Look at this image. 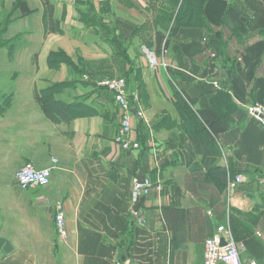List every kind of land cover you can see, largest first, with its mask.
Here are the masks:
<instances>
[{
    "label": "crops",
    "instance_id": "0c3cea01",
    "mask_svg": "<svg viewBox=\"0 0 264 264\" xmlns=\"http://www.w3.org/2000/svg\"><path fill=\"white\" fill-rule=\"evenodd\" d=\"M25 1L32 10L27 15L18 0H0V264H203L205 240L219 223L229 224L246 248L244 257L263 258L264 250L250 253L234 230L259 231L264 249V126L247 112L264 104V29L237 39L223 25L229 0H208L210 29L178 27L166 45L170 67L152 68L137 36L122 40L118 29L108 40L109 23H85L90 2L95 15L105 16L102 0H51L63 33L47 31L42 0ZM53 52L72 62L52 67ZM84 59L92 82L77 77ZM122 74L140 111L132 133L139 150L125 151L116 142L119 106L112 92L95 84ZM65 82L71 89L57 99L75 104L73 117L54 122L35 94ZM143 95L150 98L149 112ZM220 95L233 102V124L211 145L217 152L202 155L190 112L178 105L203 110L215 97L220 104ZM26 164L53 166L49 186L22 190L15 174ZM141 169L151 187L139 224L129 196ZM221 171L227 181L236 174L245 181L230 192L220 183ZM171 181L182 189L189 213V240L181 248L164 226ZM58 203L67 219L63 240L55 226Z\"/></svg>",
    "mask_w": 264,
    "mask_h": 264
},
{
    "label": "trees",
    "instance_id": "16d2710c",
    "mask_svg": "<svg viewBox=\"0 0 264 264\" xmlns=\"http://www.w3.org/2000/svg\"><path fill=\"white\" fill-rule=\"evenodd\" d=\"M45 5L47 31L49 33H63L60 22L54 18V5L51 0H42ZM176 2L178 10L171 15L168 22L173 20L178 27H205L209 28L204 15V5L208 0H172ZM18 7L23 15L32 12L25 0H18ZM223 25L227 26L239 40L244 39L251 32L264 29V0H229L226 13L223 18ZM175 33V32H174ZM155 47L157 53H161L164 42L167 37L164 32L158 30L155 37ZM71 62L70 59L62 52H53L50 55L49 62L52 67L61 62ZM128 82L129 78L127 77ZM70 84V82L57 83L44 90L37 91L35 99L45 115L54 122L63 121L69 123L73 117L71 106L75 104H66L58 100L53 94L57 88ZM130 84V83H129ZM221 96V95H220ZM145 99L146 96L143 95ZM220 104H216L213 98L210 106L203 110L190 111L185 102L178 106L184 113L190 112L187 117L194 128L193 141L197 151L202 155H210L217 152V149L211 147L216 138L221 133L229 130L233 124V118L230 112V105L233 102L225 95ZM84 105L76 104L77 108ZM220 177L222 187L227 182V172L221 171ZM172 187V204L163 208L164 226L171 231V243L176 248L184 247L189 240L187 225H189V213L182 208V189L175 182H170Z\"/></svg>",
    "mask_w": 264,
    "mask_h": 264
},
{
    "label": "built area",
    "instance_id": "2783aa9c",
    "mask_svg": "<svg viewBox=\"0 0 264 264\" xmlns=\"http://www.w3.org/2000/svg\"><path fill=\"white\" fill-rule=\"evenodd\" d=\"M148 62L152 68L170 67L166 59V40L164 42L161 53L156 50L145 48ZM86 81L92 82L88 75L84 76ZM97 86L103 87L112 92L114 99L119 106L121 113L120 128L116 137V142L125 151L139 150L141 145L132 138L133 133V119L132 106L136 101V94L130 88L127 77L114 76L104 78L95 82ZM250 116L255 117L264 126V104L256 103L247 108ZM140 114V111H139ZM57 160L52 158V164L55 166ZM53 166L38 168L33 164H26L15 174V180L22 190H29L31 188H44L51 183ZM245 181V176L236 174L232 178L229 177L227 181L228 191H234L239 184ZM264 186V179L262 180ZM151 183L145 179V183H139L134 180L130 190V203L132 206L131 214L137 221L142 224L143 217L139 210L135 211L133 208L141 202L142 199L149 193ZM55 226L59 239H66L68 236V227L66 214L63 205L58 203L57 212L55 216ZM245 246L236 241L233 232L228 223H219L216 226L215 232L208 236L204 243L203 264H260L256 259L244 257Z\"/></svg>",
    "mask_w": 264,
    "mask_h": 264
},
{
    "label": "rangeland",
    "instance_id": "374dc122",
    "mask_svg": "<svg viewBox=\"0 0 264 264\" xmlns=\"http://www.w3.org/2000/svg\"><path fill=\"white\" fill-rule=\"evenodd\" d=\"M100 4H101L100 5L101 8L102 9L104 8L106 11L105 16L103 15L102 18H100V16L95 15L93 13V6L90 2L86 6L87 13H85V16H83V20L87 25L88 23L91 24H100L103 22L109 23L111 30L108 31L109 33L108 40H111L112 38L111 35H114V33L119 29L120 30L119 37L122 40H125V38H131L133 36H137L138 45L139 44L141 45L144 54L146 53L145 48L156 50L155 37H156V32L158 30H161L162 32L165 33L167 37V43L170 40H172L177 23L176 22L173 23V20L171 22H168V19L170 18L171 15H174V13L178 10V6H176V2L174 3L172 0H102ZM84 61L85 62H81V68H80L81 70L77 75V77L80 80H84L82 79L83 75H86V73H89L88 71H90L88 67L91 64L87 62L85 59ZM119 76L127 77V74H122ZM108 77H114V76L102 77L101 80ZM74 81L75 80H72V82ZM64 85L65 86L61 88H57L55 90L53 95L56 98L61 96V93H63L65 90L71 89L70 84H64ZM144 92L145 94H149L147 89L144 90ZM83 97L86 98V96ZM83 97H79V98L82 99ZM149 100L150 98H146L145 99L146 102H144V106L147 107V112H149L150 110V108L148 107L151 106V102ZM151 119L157 120V117H153ZM54 159L56 160V158ZM38 168H43V167H38ZM232 216L234 218H238V214L234 213V211L232 213ZM255 232L252 233L251 235H248L247 231L241 230L239 231L238 234V231L234 230V233L237 236L238 241L240 240L244 241L247 244L250 253L259 252V251L263 252L264 250L263 236L262 234L260 235L259 231H255ZM261 256L263 258L259 259V257L254 255V259H256L257 261L259 260L258 261L259 263L261 262V264H264V256L263 255Z\"/></svg>",
    "mask_w": 264,
    "mask_h": 264
},
{
    "label": "water",
    "instance_id": "95a60500",
    "mask_svg": "<svg viewBox=\"0 0 264 264\" xmlns=\"http://www.w3.org/2000/svg\"><path fill=\"white\" fill-rule=\"evenodd\" d=\"M131 110H132V112H133V114H134L135 117H140L139 111H138V109H137L136 106H132V109ZM145 179H146V176L144 174L143 169H141L140 172H139V174H138L137 180H138L139 183L144 184L145 183ZM143 202H144V199H142L141 202L138 203L133 209L135 211H138L142 207Z\"/></svg>",
    "mask_w": 264,
    "mask_h": 264
}]
</instances>
